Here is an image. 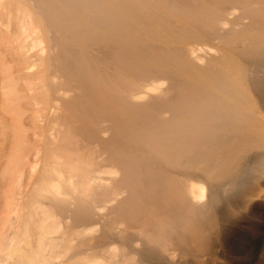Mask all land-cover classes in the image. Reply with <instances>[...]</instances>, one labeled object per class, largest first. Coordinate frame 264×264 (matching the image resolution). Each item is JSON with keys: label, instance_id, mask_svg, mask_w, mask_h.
Returning a JSON list of instances; mask_svg holds the SVG:
<instances>
[{"label": "bare ground", "instance_id": "6f19581e", "mask_svg": "<svg viewBox=\"0 0 264 264\" xmlns=\"http://www.w3.org/2000/svg\"><path fill=\"white\" fill-rule=\"evenodd\" d=\"M0 25V264H220L264 166V0H0Z\"/></svg>", "mask_w": 264, "mask_h": 264}, {"label": "rangeland", "instance_id": "374dc122", "mask_svg": "<svg viewBox=\"0 0 264 264\" xmlns=\"http://www.w3.org/2000/svg\"><path fill=\"white\" fill-rule=\"evenodd\" d=\"M253 177L254 183L252 184V186H247L243 193V195H246V200L237 198L232 203L223 202L220 204L219 209L223 213L220 218V222L225 226V228H228L229 230L227 229L226 233H223V236L221 235L222 233L213 235L211 241H209L210 247L207 252L212 257H217L220 264H264V166L257 167ZM67 225L65 227L69 229V227L71 226ZM94 226L96 227L97 225H91L88 227V230H90V232L92 233L88 235L85 234L86 239H97L98 231ZM226 235L229 237L228 244L227 242L224 243ZM66 237L67 234L65 238ZM71 237L70 243H74L76 240L78 242L81 241V238H77V236L72 235ZM68 240L69 239L66 238L65 242L68 243ZM76 244V242L75 244H71V247ZM91 244L92 246H94L95 244L97 245V241H92ZM67 246L65 245L64 247ZM218 246H221L219 252H217L218 250L216 249L218 248ZM85 247H82L84 249H81L80 247V249H77L75 247L77 250L74 248L76 251L73 249V252H70L72 250H68L70 255L66 254L67 257L69 255L68 258L66 257L67 260H63L65 256L63 257L62 254L63 252L65 253V251L58 249L57 251L62 255V257L61 255H58V257H61L62 259L60 260L59 258H56L60 260L59 262L57 260L56 261L59 264H66L67 262L70 263L69 261H73V264H88L85 260V262H82L84 258L80 260L81 262L79 261V259L82 257H88V261H90L91 259H93L94 255V258L97 256V251L93 250V247L92 249L89 246H87L86 248ZM66 249L67 248H65V250ZM84 251H88V253ZM81 255L82 257L79 258L78 256ZM76 257H78L79 259Z\"/></svg>", "mask_w": 264, "mask_h": 264}]
</instances>
